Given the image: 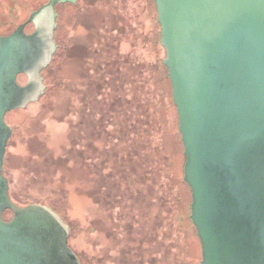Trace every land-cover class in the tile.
Returning <instances> with one entry per match:
<instances>
[{
	"label": "rangeland",
	"instance_id": "1",
	"mask_svg": "<svg viewBox=\"0 0 264 264\" xmlns=\"http://www.w3.org/2000/svg\"><path fill=\"white\" fill-rule=\"evenodd\" d=\"M45 2L0 0V35ZM55 11L57 47L41 73L44 93L5 115L12 130L2 173L11 200L55 212L69 229L68 245L80 264H199V240L177 216L175 198L188 203L190 192L176 181L183 175V146L161 65L164 50L153 1L74 0L57 4ZM32 29L28 24L25 32ZM25 81L18 77L20 84ZM145 92L157 111L154 121L175 150L163 154L169 170L152 172L155 179L144 183L142 155L148 157L158 139L148 138L144 147L141 128L134 127L143 123ZM159 182L174 193L160 213ZM145 188H151L156 206L149 212L150 225L143 227L138 207ZM141 228L145 235L137 233Z\"/></svg>",
	"mask_w": 264,
	"mask_h": 264
},
{
	"label": "water",
	"instance_id": "2",
	"mask_svg": "<svg viewBox=\"0 0 264 264\" xmlns=\"http://www.w3.org/2000/svg\"><path fill=\"white\" fill-rule=\"evenodd\" d=\"M153 1L199 264H264V0ZM62 2L74 0H47L0 35V264H80L61 218L13 202L2 173L12 130L5 115L43 95Z\"/></svg>",
	"mask_w": 264,
	"mask_h": 264
},
{
	"label": "trees",
	"instance_id": "3",
	"mask_svg": "<svg viewBox=\"0 0 264 264\" xmlns=\"http://www.w3.org/2000/svg\"><path fill=\"white\" fill-rule=\"evenodd\" d=\"M153 3H154V1H153ZM154 7H155V3H154ZM155 12H156V7H155ZM159 45H160V27H159ZM160 47H161V45H160ZM161 65L165 68L166 74H167V69L162 64V61H161ZM167 79H168V84L170 86V94H171V84H170V80H169L168 76H167ZM143 95H145V104H144L145 107L143 109V112L140 113V115L144 116L143 123L139 122L141 124L140 127H137L134 125V127H136L137 130L139 129V131L141 128V137H142L141 139L142 140H141V142H139V144L141 143L144 147H146V146H148V138L150 139L153 136H157V138H158L156 140L155 146L150 147V155H148V157L145 154L142 155L143 156L142 159L144 162L142 167L145 166L144 170H146V173L143 174L142 178H143V182L145 183V180H151L152 181L153 177L155 179V176L151 175L152 172L156 171L157 173L161 174V173H165L169 170V169L167 170L166 168L171 167L170 159L168 158V155H167V157H163V154H164L165 149L167 150V148H171V151H174L175 150V146H174L175 144L172 143L171 141H169V143L166 142L167 140L164 137V133L161 129L162 124H160V123L157 124L154 121V117H153L154 114L153 113L157 112V111H155L156 108L154 109V102L152 101L151 93L145 92V94H143ZM171 99H172V97H171ZM172 105H173V108L176 112V108H175L173 102H172ZM133 115H135V114H133ZM176 123L177 124H176V131L175 132L180 137V133L178 131L177 113H176ZM180 141H181V139H180ZM170 142H171V144H170ZM166 143H168V145H169L168 147H167ZM148 162H150L152 164L147 165ZM183 163H184V156H183ZM183 163H182V172H183ZM163 177L165 178V175H163ZM176 181L178 182L179 186H181L182 191L183 190L185 191L187 189L190 192V201L188 203L182 202L181 197H178V196L176 197L174 195L176 197L175 200L178 202V207H179V209H178L179 212L177 213V216L180 218L181 224L185 228V230L191 234H195L197 237L196 229H195V227H194V225L190 219V203H191L190 188H189L188 184L184 181L183 175H182V178L181 177L178 179L176 178ZM159 188H160V194H159V198H158V196H157V198H158V202H159V213H160V211L161 212L163 210L166 211L164 208V206H165L164 203H167V202L170 203L168 199L170 198V195L173 196L174 193L171 192V194H170L169 185H167V183L165 185H163L162 182L161 183L159 182ZM150 191H151V188H148V191L146 189L145 191L141 192V194L139 195L140 206L138 208H139V211L142 212L141 213L142 216L139 215V218L142 221L140 224L143 225V227H144V225L145 226L148 224L150 225V219H151L150 213H151V210L153 208V205L156 206V204H153L154 202H153V198H151V196H150ZM25 205H27V204H25ZM6 212L11 213L10 211H6ZM4 214H3V217H4ZM164 219L165 218L161 217L160 220L164 221ZM141 230L144 231L142 228L137 229V233L140 231L139 232L140 234L145 235L146 233L142 232Z\"/></svg>",
	"mask_w": 264,
	"mask_h": 264
},
{
	"label": "flooded vegetation",
	"instance_id": "4",
	"mask_svg": "<svg viewBox=\"0 0 264 264\" xmlns=\"http://www.w3.org/2000/svg\"><path fill=\"white\" fill-rule=\"evenodd\" d=\"M157 20V19H156ZM158 23V22H157Z\"/></svg>",
	"mask_w": 264,
	"mask_h": 264
}]
</instances>
